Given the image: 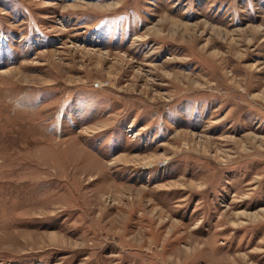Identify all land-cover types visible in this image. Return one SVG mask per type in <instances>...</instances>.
Returning a JSON list of instances; mask_svg holds the SVG:
<instances>
[{
	"label": "rangeland",
	"instance_id": "obj_1",
	"mask_svg": "<svg viewBox=\"0 0 264 264\" xmlns=\"http://www.w3.org/2000/svg\"><path fill=\"white\" fill-rule=\"evenodd\" d=\"M188 262L264 264V0H0V264Z\"/></svg>",
	"mask_w": 264,
	"mask_h": 264
},
{
	"label": "bare ground",
	"instance_id": "obj_2",
	"mask_svg": "<svg viewBox=\"0 0 264 264\" xmlns=\"http://www.w3.org/2000/svg\"><path fill=\"white\" fill-rule=\"evenodd\" d=\"M195 247H196V245H195ZM197 249H199V248H197ZM198 254H200V253H198ZM192 260V259H191ZM187 264H191L190 262H188Z\"/></svg>",
	"mask_w": 264,
	"mask_h": 264
}]
</instances>
